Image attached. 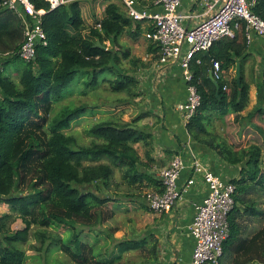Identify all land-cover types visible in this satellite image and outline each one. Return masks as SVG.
I'll return each instance as SVG.
<instances>
[{
  "label": "trees",
  "instance_id": "trees-1",
  "mask_svg": "<svg viewBox=\"0 0 264 264\" xmlns=\"http://www.w3.org/2000/svg\"><path fill=\"white\" fill-rule=\"evenodd\" d=\"M30 1L43 10L46 41L37 44L34 61L18 54L25 39L22 18L15 10L0 7V204L10 209L0 215V264H26L29 255L23 246L32 234L40 240L39 250L48 244V250L52 246L76 264H163L155 234L132 231L118 238L120 227H102L113 219L122 197H141L143 190L160 189L152 172V132L149 125L140 124L148 113L141 111L128 121L115 114L96 121L84 130L87 142L66 130L84 115H95L96 103L64 105L50 118L54 104L67 95H87L102 85L111 93H126L125 103L134 104L143 95L138 72L150 60L135 55L122 38L151 34L153 25L132 19L117 0H105L103 16L89 27L83 0H68L54 9L47 0ZM251 10L264 19V0H256ZM148 40L147 52H157L156 43L150 36ZM247 45L245 33L239 30L234 37L216 41L210 54L202 55L201 64L193 61L191 66V83L201 103L187 123L188 132L220 159L241 165L240 177L231 180L236 185L235 205L220 264H243L251 258L264 264V226L252 237L243 234L246 224L259 217L264 220L260 134L264 135V68L263 80L257 84L258 104L244 115L250 103V84L243 73ZM238 59H243L240 83L235 75L226 77ZM215 60L223 71L219 79L210 76ZM9 68H14L18 81ZM137 143H142L144 157ZM117 170L120 179L115 177ZM17 219L24 227L13 230L10 223ZM34 225L43 230L31 233ZM62 225L68 226L66 238L48 229ZM90 235L92 241L86 239ZM128 255L138 260L126 261ZM243 255L249 259H241Z\"/></svg>",
  "mask_w": 264,
  "mask_h": 264
},
{
  "label": "built area",
  "instance_id": "built-area-1",
  "mask_svg": "<svg viewBox=\"0 0 264 264\" xmlns=\"http://www.w3.org/2000/svg\"><path fill=\"white\" fill-rule=\"evenodd\" d=\"M47 1L54 9L68 0ZM182 1L154 0L153 7H144L137 0H123L132 19L145 20L153 25V32L148 36L159 48L156 69L161 78L174 64L182 68L188 96L186 101L178 104V109L188 123L201 103V95L196 85L191 83L192 62L200 64L198 54L209 51L222 38L234 37L239 30L245 33L248 42L254 35L264 37V19L251 10L256 0H202L203 16L189 27L185 20L193 15L179 11ZM0 7L13 9L22 18L25 39L18 54L26 61H34L37 44L46 43L40 19L43 10L36 9L30 0H0ZM211 71L215 79L223 77L219 61L213 62ZM191 154L192 169L195 174L203 175L208 193L202 202L195 205L190 225L194 249L189 264H220L224 243L230 234L229 215L235 205L236 185L205 167L193 151ZM185 167L183 157L176 155L167 166L156 172L160 189H151L145 195L150 210L164 212L172 209L184 191L195 183V178H191L186 186L180 187L179 180Z\"/></svg>",
  "mask_w": 264,
  "mask_h": 264
},
{
  "label": "crops",
  "instance_id": "crops-1",
  "mask_svg": "<svg viewBox=\"0 0 264 264\" xmlns=\"http://www.w3.org/2000/svg\"><path fill=\"white\" fill-rule=\"evenodd\" d=\"M137 1L140 5H142L141 1H147L142 5L146 7L154 0ZM201 2L202 0L182 1L179 11L193 15L192 18L185 20L187 26L194 25L202 18L205 9ZM204 53H200L198 56L202 59ZM157 55L158 51L146 52L144 60H150L149 65L138 72L143 91V95L140 96L143 101L141 111L148 113L140 121V124L149 125L152 132V157L154 158L152 172H158L167 166L174 156L180 155L186 164L180 176V187L186 186L191 178H195V183L184 191L172 209L164 212L146 209L142 215V229L146 232L145 234L153 233L158 238L159 258L163 264H189L194 249V238L190 232V225L195 215V205L202 202L208 193L203 175L195 174L192 169L191 151L205 167L226 180L239 178L241 165L230 164L220 159L215 151L196 142L191 137L183 114L178 109V104L186 101L188 96L187 83L182 75V68L174 64L161 78L156 69L157 57L153 60V57ZM246 56L244 61L238 59L236 65L238 62L240 63L242 73L243 61L245 81L250 84L251 103L252 97L253 100H256V95L252 92L257 91V84L263 80L264 37L253 36L252 40L248 42ZM236 65L234 69L226 73L227 78L231 79L234 75L236 76ZM140 104L142 105V103ZM135 146L139 154L144 157L145 149L142 143H137ZM246 225L243 233L246 237H252L262 228L257 221ZM241 259H249V257L243 255ZM226 264H231V262ZM243 264L258 263L251 258L250 261H245Z\"/></svg>",
  "mask_w": 264,
  "mask_h": 264
},
{
  "label": "rangeland",
  "instance_id": "rangeland-1",
  "mask_svg": "<svg viewBox=\"0 0 264 264\" xmlns=\"http://www.w3.org/2000/svg\"><path fill=\"white\" fill-rule=\"evenodd\" d=\"M117 2L121 5L122 9L126 11V7L123 0H117ZM146 2L141 1L142 5ZM106 3L107 2L105 0H83V10L85 13V17L87 20L86 24L88 25V27L93 26L96 20L103 16ZM88 31L89 30L87 28L85 33H87ZM148 38V33H145L140 35L138 39H134L131 36H124L122 39L126 44L131 46L132 52L135 55L145 59L149 43ZM107 45H109V42H107ZM124 62L125 65L128 64L127 61ZM2 65L3 61H0V68ZM13 69L14 68H9L8 71L13 74L12 78L18 81L19 78L17 77V74L13 72ZM10 73L7 72V74ZM252 93L256 95V100H253L252 97L251 103H249L248 107L242 112L245 115H248L250 112H253L255 110L256 105L258 104V88L256 92ZM124 98H126V93H111V91L107 89L105 85H102L99 91L88 93L87 95H82L79 92H74L71 95H67V97H65L63 100L57 102V104H54V109L50 114V118H52L56 113H58L64 105L75 106L83 103H89L90 105H92L91 103H96L95 105H97L96 108L98 111L95 115H84L80 119L73 121L72 126L66 130L68 133L75 134L76 136L82 138L83 142H87L89 139L86 138L84 130L88 126H91L94 122L103 119H108L114 114L119 116L123 115V119L128 121L132 120V118L136 117L141 112L143 108V101L142 99H140V96L135 98V103L132 105L125 103V101L123 100ZM140 103H142V105ZM258 119H256V122ZM45 129H48V123L44 125L43 131ZM41 130L42 129L39 128V131ZM220 131H222V128L220 129ZM260 134L262 138H264L263 133ZM115 177L117 179L121 178L120 172L118 170L116 171ZM149 190L150 189L143 190V194L141 195V197H122V201L119 207L115 208V216L113 217V219L107 221L106 225L103 224L102 227H120L121 229L115 233V236L118 238L127 236L131 234L132 231L139 235H145L146 232H144L142 229V215L145 213L144 211L146 209L142 206V203L147 205L145 201V196L143 195H146ZM111 206H113V203H110V208ZM9 211L10 209L8 205L0 204V215ZM254 221H257L259 223V226L261 227L264 225V220H262L261 217L256 218ZM10 227L11 229L16 230L19 228H23L24 223L21 219H17L14 222L10 223ZM40 229L43 230L42 227L34 225L31 229V233ZM48 229H51L53 234H60L64 238L68 237L70 234L68 231V226L66 225H62L56 228L50 227ZM86 239L92 241L93 236H86ZM40 246V240L36 239L32 234L30 236V240L23 246L26 249L27 254L29 255V258L26 260V264H76L70 259L69 256H67L62 251L54 250L52 246H50L48 250V244L44 245L41 250H39ZM125 260L137 261L138 258H136V255H128L125 257Z\"/></svg>",
  "mask_w": 264,
  "mask_h": 264
},
{
  "label": "water",
  "instance_id": "water-1",
  "mask_svg": "<svg viewBox=\"0 0 264 264\" xmlns=\"http://www.w3.org/2000/svg\"><path fill=\"white\" fill-rule=\"evenodd\" d=\"M206 54L209 55L210 51H207ZM210 76L213 78L212 71H210ZM236 76H237V81L240 83V81H241V68H240L239 62L236 65ZM76 149H78V148H76Z\"/></svg>",
  "mask_w": 264,
  "mask_h": 264
},
{
  "label": "clouds",
  "instance_id": "clouds-1",
  "mask_svg": "<svg viewBox=\"0 0 264 264\" xmlns=\"http://www.w3.org/2000/svg\"><path fill=\"white\" fill-rule=\"evenodd\" d=\"M147 22V21H146Z\"/></svg>",
  "mask_w": 264,
  "mask_h": 264
}]
</instances>
